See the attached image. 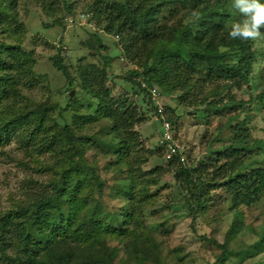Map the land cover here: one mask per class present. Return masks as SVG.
I'll return each instance as SVG.
<instances>
[{"label":"trees","instance_id":"trees-1","mask_svg":"<svg viewBox=\"0 0 264 264\" xmlns=\"http://www.w3.org/2000/svg\"><path fill=\"white\" fill-rule=\"evenodd\" d=\"M20 1L0 0V35L4 38L0 43V149L16 140L19 146L30 150L26 154L32 159L26 165L20 161L21 166L36 174L50 172L55 178L40 182L27 175L18 193L8 194V205L0 203V264H145L149 261L169 264L162 258L161 244L153 234L141 232L139 228H134L129 242L121 240L126 257L117 262L120 250L108 244L107 236L119 233L120 238L127 230H111L96 221L94 213H82L86 200L80 197L83 181L77 179L80 173L75 172V159L83 158L89 140L74 134L72 126L77 125L76 122L59 123L51 106L32 105L23 87L19 88L21 77L31 72L29 55L14 41L23 39L15 35L24 30L19 20ZM85 1L43 0V10L51 17L62 13L73 15ZM82 10L86 12L83 15L92 16L105 32L119 39L125 58L137 67L124 80L132 84L134 96H143L149 101L160 121L162 118L152 102L153 88L161 91L163 103L165 96L178 91L182 99L197 94L195 101L190 102L193 104L198 100L207 104L210 96L217 98L207 104V113L230 112L226 126L230 127L231 136L226 140L231 144L217 160H230L232 166L223 172L219 167L221 173L212 182L219 186L224 179L235 207L254 204L264 188V170L244 178H234L232 174L237 169L243 170L241 156L251 148L249 144L259 148L264 145L263 141L252 143L251 127L256 115L264 112V92L251 95L248 101L237 102L230 91L248 86L256 70L261 71L260 77L264 79V69L258 68L264 62V49L258 50L255 41L226 39L232 23L241 19L232 7V0H92L84 3ZM59 23L57 17L53 24ZM50 26L45 25V28ZM94 37L92 46L99 49L101 40ZM51 59L56 70L73 85L72 69L65 64L68 57L58 54ZM111 61L104 57L102 68L80 67L78 85L94 100L97 120L107 119L112 123L108 146L141 170L144 160L132 159L130 149L138 139L136 127L146 119L137 113L136 105L129 106L126 101L112 96L106 86ZM223 94H227L226 100ZM68 109L67 106L65 110ZM168 112L166 120L171 124L180 119L173 110ZM160 138L161 133L157 147L150 154L169 164L163 171L182 173L188 186L196 187L201 183L203 178L193 179L198 169L187 167L181 160L182 151L172 160L166 159L165 144L160 143ZM47 153L50 160L43 157ZM228 172L232 174L227 176ZM178 180L182 181L179 177ZM99 186L102 191V184ZM139 209L136 208V215L133 212L127 218L139 223ZM236 214L238 221L241 213ZM139 225L142 227L141 222ZM251 248L264 252V235ZM227 258L223 253L217 261L226 262Z\"/></svg>","mask_w":264,"mask_h":264},{"label":"rangeland","instance_id":"rangeland-1","mask_svg":"<svg viewBox=\"0 0 264 264\" xmlns=\"http://www.w3.org/2000/svg\"><path fill=\"white\" fill-rule=\"evenodd\" d=\"M84 3H79L80 9L75 15L62 13L51 17L43 10V0H21L19 20L24 30L15 35L23 39L21 37V42L14 40L29 55L31 72L21 77L22 85L19 87H23L25 97L32 105L51 106L52 113L61 124L76 122L77 125L72 126L74 134L89 140L83 158L75 159V172L80 173L77 179L83 181L80 197L86 200L81 207L82 213H94L96 221L104 223L111 230H127L126 235H120V238L119 233L117 236H107L108 244L120 250L117 262L126 257L121 240L129 242L134 228H139L141 232L153 234L161 244L162 258L169 264H264V252L251 248L264 235V188L251 206L235 207L229 189L223 184L224 179L220 180L219 186L212 182L221 171L232 166L230 160H217L219 154L231 144L227 142L231 136L230 127L226 126L230 112L219 115L205 112L208 103L217 101L213 96L209 97L207 104L200 100L195 104L190 103L191 100L195 101L197 94L188 99H182L178 91L165 96V114L169 116L168 111L173 110L174 115L180 117L172 125L185 163L187 167L198 169L193 179L201 177L203 181L196 187L188 186L182 179V173H165L163 170L169 164L159 156L150 154L159 142L162 121L157 118L149 101L143 96H134L132 84L124 80L137 67L125 58L124 47H120L116 36L105 32L92 20V16L79 17L86 13L82 10ZM57 17L60 23L54 25ZM45 25L52 26L46 29ZM94 35L101 40L99 49L92 46L96 40ZM3 39L0 35V43ZM255 47L263 50L264 38L255 41ZM58 54L68 57L65 64L72 69L73 85L68 84L67 78L53 66L51 58ZM104 57L112 59L106 83L112 96L126 101L129 106L136 105L137 113L146 119L136 127L138 139L130 149L132 159L144 160L141 170L108 146L112 123L107 119L97 120L94 100L78 85L80 67L97 65L102 68ZM258 68L264 69V62ZM260 73L255 71L248 86L232 89L231 97L237 102L248 101L251 95L264 92V79ZM223 95L226 100L227 94ZM67 106L69 109L65 110ZM251 127L252 143L263 141L264 144V112L256 115ZM216 137L221 139L215 141ZM249 147L241 156L243 170L237 169L233 174L228 172L227 176L232 174L234 178H244L264 170V145L259 148L249 144ZM28 150L19 146L14 139L0 149L2 206L8 205V194L18 193L17 189L27 175L40 182L55 178L50 172L36 174L21 166V162L26 165L32 161L26 154ZM2 153L6 156H1ZM43 157L46 160L51 158L49 153ZM154 180H157L156 184H147ZM137 207H140L137 219L142 227L140 222L127 218L130 213L135 214ZM237 212L241 213L238 221L235 218ZM223 253L228 257L227 261L219 263L217 257ZM145 264L153 263L149 261Z\"/></svg>","mask_w":264,"mask_h":264},{"label":"clouds","instance_id":"clouds-1","mask_svg":"<svg viewBox=\"0 0 264 264\" xmlns=\"http://www.w3.org/2000/svg\"><path fill=\"white\" fill-rule=\"evenodd\" d=\"M232 7L241 19L232 23L226 39L247 42L264 38V0H232Z\"/></svg>","mask_w":264,"mask_h":264},{"label":"built area","instance_id":"built-area-1","mask_svg":"<svg viewBox=\"0 0 264 264\" xmlns=\"http://www.w3.org/2000/svg\"><path fill=\"white\" fill-rule=\"evenodd\" d=\"M80 18H85V15H80ZM152 95V102L154 103V106L157 108V112L162 118V133L160 138V143L165 144V150H166V159L172 160L174 155H178L181 152V147L178 144L176 138H175V132L173 129L172 124L170 121L166 120L165 118V108L163 104V95L160 90L157 88H153L151 90ZM181 160L184 161V156H181Z\"/></svg>","mask_w":264,"mask_h":264}]
</instances>
